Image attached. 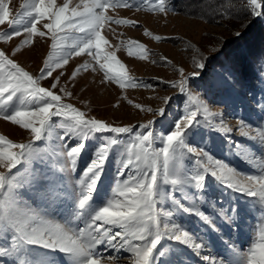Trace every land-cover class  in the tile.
I'll return each mask as SVG.
<instances>
[{
    "label": "snow or ice",
    "instance_id": "6c2138e0",
    "mask_svg": "<svg viewBox=\"0 0 264 264\" xmlns=\"http://www.w3.org/2000/svg\"><path fill=\"white\" fill-rule=\"evenodd\" d=\"M21 8L24 10L22 15L27 18L23 34L17 27L21 23L17 18L21 13L11 16L8 4L0 0V25L7 24L11 29L0 32V41L8 43L14 37L21 38L10 55L0 49V120L18 126L31 138L28 143H14L0 135V169H3L0 171V264H55L47 257L56 253L62 254L67 264H102V261L103 264H119L121 251L130 254V264H186L180 246L200 254L205 242L184 225L176 223L175 215L181 212L192 215L213 232H219L217 221L231 226L239 217L235 207H218L207 200L209 177L230 192L253 197L260 206L259 242L246 254L244 264H264V168L260 169V175L243 174L189 140L190 133L195 135L196 130L203 127L198 119L201 112L204 114L203 123L210 130L219 131L223 126L222 119L219 125L215 120L223 113L209 111V105L192 91L190 77L199 76L206 65L200 49L195 50L196 59L188 72L184 67L173 65L179 81L157 78L172 89L178 87L179 92L186 95L188 105L183 115L172 122L171 128L161 133L152 129L153 120L138 126L114 125L88 116L66 100L73 93L61 86V78L65 76L70 59L83 55L95 61L91 71H96L98 64L99 71L103 72L101 83H115L121 90L127 87L155 90V85L127 75L125 65L116 59L114 53L103 54L102 46L109 45V41L102 32L113 24L130 27L139 24V21L109 15V9L134 8L150 13L174 11L167 0H139V3H132V0H80L75 6H70V0H64L62 5L56 0H24ZM243 10L253 17L264 15V0H244ZM145 34L152 37L147 29ZM34 37H47L51 41V51L43 60L39 75L31 74L14 59L26 48L35 46ZM128 45L140 49L142 59L147 58L143 44L131 40ZM209 51L219 52L215 48ZM129 55H132L131 51ZM161 59L170 63L167 57ZM88 69V62L78 64L66 84H74L80 72ZM221 77L214 82L217 86L231 79V73H223ZM49 78L51 83L45 87L42 82ZM156 98L165 107L153 109L134 103L126 95L121 97L135 109L163 119L172 97ZM193 103L197 104L196 110L191 108ZM119 106V102L113 105ZM259 109L264 113V103ZM53 118H59V128L63 129L52 142L56 162L64 175L48 169L47 165L39 170L24 167L37 155L32 141L52 136ZM238 124L242 136L253 140L259 138L264 152V124L253 128L240 118ZM137 127L142 131L136 132ZM245 127L249 131H245ZM223 130L232 131L227 127ZM96 134H100L102 143L93 152L83 174H79L76 183L81 187L77 192L74 184L65 183V176L71 175L69 169L76 172L85 142ZM122 136L130 139L122 140ZM69 141L74 143L69 144ZM121 145L124 148L118 152L120 158L116 161L121 167L117 168L111 194L108 193L96 205L94 197L104 173L103 166L111 150ZM235 147L241 146L236 144ZM188 154L196 157L192 169L181 163ZM128 168L132 171L125 176ZM165 186L169 187L166 189ZM193 188L198 193L190 195ZM25 193L27 199H24ZM176 193L182 195L178 198ZM167 202H170V208L160 207ZM201 204L211 208V214L202 210ZM100 246L112 249L115 255L105 258L103 253H98ZM35 250L43 251L46 256H36ZM201 258L216 264L208 255Z\"/></svg>",
    "mask_w": 264,
    "mask_h": 264
},
{
    "label": "rangeland",
    "instance_id": "374dc122",
    "mask_svg": "<svg viewBox=\"0 0 264 264\" xmlns=\"http://www.w3.org/2000/svg\"><path fill=\"white\" fill-rule=\"evenodd\" d=\"M5 2L9 6L11 16L16 17L17 13H21V16L17 17L21 20L17 27L23 34L27 19L22 15L24 10L21 5L24 0H5ZM79 2L80 0H70V6H75ZM167 2L170 9H174V11L150 13L146 10L137 11L134 8L109 9V15L139 21V24L136 27L113 24L111 28L102 32L109 41V45L102 46L103 54L114 53L116 59L125 65L124 70L127 75L144 83L155 85V90L132 87L121 90L115 83H101L103 72L99 71L98 64L96 65L97 70L91 71V65L95 64V61L90 56L83 55L70 59V63L65 69V76L61 78V86H66L73 93L71 98H66L67 102L86 112L88 116L96 117L114 125L133 124L138 126L153 120L152 129L157 133H161L165 129L171 128L172 122L183 115L188 105L186 95L180 93L178 87L172 89L167 84L161 83V80L157 78L166 81H179V74L174 72L173 65L184 67L185 71L188 72L192 67V61L196 59L195 50L200 49L206 65L204 70H200L199 76L190 77L192 91L209 105V111L223 113L222 117L215 118L217 125L222 119L223 126L220 127L219 131L210 130L203 123L204 114L201 112L198 114V119L202 122L203 127L197 129L195 135L190 133L189 140L196 147L204 148L214 158L225 162L243 174H262L260 169L264 168V152H262L261 145L258 142L259 138L253 140L242 136L238 118L245 120L253 128H259L264 124V113L260 112L259 109L260 104L264 103V65L256 64L250 66L248 70L243 69L242 72H238L232 64L224 63V65L216 66L212 62L215 59V54L209 49L216 48L221 42L228 43V34L232 31L235 33L238 31L234 30L231 24L226 23L225 20L210 16L208 14L209 7L205 8L204 6L205 9L202 8V11L195 13L188 8H178L173 0H167ZM56 3L62 5L64 0H56ZM132 3H139V0H132ZM111 29H115V31L113 32ZM145 29L152 33V37L145 34ZM41 30L46 31L45 29ZM7 31H11L7 24L0 25V32ZM153 37H160L161 39L157 40ZM20 39V37H14L8 43L0 41V49L5 50L10 55L11 49L19 43ZM131 40L145 46L147 58H141L140 49L129 47L128 42ZM34 41V47L26 48L22 54H18L14 59L31 74L39 75L43 60L51 51V41L47 37H34ZM69 43H71V40ZM117 45L119 47H116ZM130 51L132 55H129ZM162 57H167L170 63L163 61ZM227 60L226 56L225 61L227 62ZM85 62L89 63V69L87 71L82 70L74 84H66L71 71L78 64H84ZM226 70L231 73V79L217 86L214 82L222 78L221 74L227 75ZM56 74L54 73V75ZM42 83L45 87H48L51 79L49 78V80ZM125 95L134 103H140L153 109L165 107L161 100L156 97L171 96L172 99L170 104L166 106L165 117L161 119L159 115L154 117L150 112L135 109L126 100L121 99ZM117 102L120 106L113 107ZM191 108L196 110L197 104L193 103ZM53 120L55 123L52 136L42 141H32L37 155L24 167L39 170L47 165L48 169L64 175L61 166L56 162L53 151L55 145L52 142L57 133L62 132L63 129L59 128V118H53ZM225 127L231 128L232 131L225 132L223 130ZM244 130L249 131L247 127ZM140 131L142 130L137 127L136 132ZM0 135H4L14 143H28L31 139L26 131L4 120H0ZM251 135H256V133L251 132ZM121 139L128 141L130 138L122 136ZM68 143L71 144L74 141ZM101 143L100 134H96L94 138L87 140L85 149L77 164L76 172H71V169H69L71 175L65 176V183L74 184L77 192L81 187L79 183H76L80 179L79 174H83L93 152ZM236 144L241 147L236 148ZM123 148L124 145L119 146V148L114 147L103 166L104 173L98 185V192L94 197L96 205H99L108 193L111 194L110 191L118 173L117 168L121 167L116 163L117 159L120 158L118 152ZM195 159V154H188V157L181 163L184 167L192 169ZM0 171H3V169H0ZM21 171H23V167ZM131 171V168L126 169L125 176ZM168 187L165 186L166 189ZM195 193H198V190L193 188L189 194ZM181 195V193H176L178 198ZM206 195L207 200L212 201L218 207H235L239 217L236 223L231 226L217 221L219 232H213L192 215L182 212L175 215L174 221L176 223L184 225L205 242V247L200 250V254H197L193 249L180 246L186 264H212L211 260L204 261L201 258L202 255L213 258L216 264H244L246 254H249L250 249L259 242L262 226L260 206L256 204L253 197L230 192L223 185H218L211 177L208 178L206 185ZM27 198L28 194L25 193L24 199ZM184 203H187V201H184ZM200 206L206 213L211 214L212 210L206 204ZM160 207L167 209L171 207V204L167 202L160 205ZM98 253H103L105 258L109 255H115L113 250L106 246H100ZM34 254L38 257L46 256L40 250H35ZM119 255L122 257L119 264H130V254L121 251ZM47 259L54 261L55 264H67L66 258L60 253L47 257Z\"/></svg>",
    "mask_w": 264,
    "mask_h": 264
},
{
    "label": "trees",
    "instance_id": "16d2710c",
    "mask_svg": "<svg viewBox=\"0 0 264 264\" xmlns=\"http://www.w3.org/2000/svg\"><path fill=\"white\" fill-rule=\"evenodd\" d=\"M173 2L178 8H188L195 13L202 11L204 6L209 7L210 16L225 20L239 32V35H236L232 31L228 34L229 42H221L215 48L219 50L218 53H214L215 59L212 61L216 66L232 64L238 72H242L243 69L248 70L250 66L256 64L264 65V15L253 17L248 14L243 10L244 0H173Z\"/></svg>",
    "mask_w": 264,
    "mask_h": 264
}]
</instances>
